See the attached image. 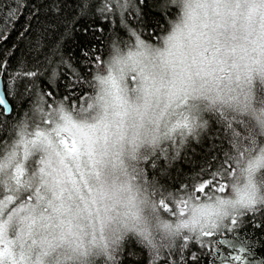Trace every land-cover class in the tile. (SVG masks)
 Returning <instances> with one entry per match:
<instances>
[{"label": "clouds", "instance_id": "obj_1", "mask_svg": "<svg viewBox=\"0 0 264 264\" xmlns=\"http://www.w3.org/2000/svg\"><path fill=\"white\" fill-rule=\"evenodd\" d=\"M157 10L155 39L125 26L107 42L79 106L37 99L11 126L0 145V264H119L129 239L162 255L264 204V0H158ZM208 116L227 141L215 172L225 191L162 192L145 157L198 141ZM73 139L79 158L61 144ZM161 201L174 211L186 202L185 214Z\"/></svg>", "mask_w": 264, "mask_h": 264}, {"label": "trees", "instance_id": "obj_2", "mask_svg": "<svg viewBox=\"0 0 264 264\" xmlns=\"http://www.w3.org/2000/svg\"><path fill=\"white\" fill-rule=\"evenodd\" d=\"M157 2L136 0L130 9L124 0H0V77L10 105L8 115L0 109V145L9 143L11 126L30 113L37 99L45 106L58 100L81 104L107 42L115 34L125 37V26L143 29L155 39L165 20ZM29 72L37 75L29 77ZM207 118V131L198 141L166 144L145 157L146 175L162 192L183 193L210 178L223 162L225 134L214 118ZM238 219L235 231L203 243L192 236L186 247L180 240L162 255L129 239L119 264H193V257L194 264H264V210Z\"/></svg>", "mask_w": 264, "mask_h": 264}, {"label": "snow or ice", "instance_id": "obj_3", "mask_svg": "<svg viewBox=\"0 0 264 264\" xmlns=\"http://www.w3.org/2000/svg\"><path fill=\"white\" fill-rule=\"evenodd\" d=\"M102 58H98V63L101 61ZM27 76L29 77H34L37 75L35 72H29L26 73ZM3 102L0 101V104ZM79 106V105H76ZM51 107V105H49ZM36 135L39 136L41 133L39 131L36 132ZM61 144L64 146L65 151L68 153L69 157L76 156L79 158L80 155V146L77 144V142L73 139L71 143L67 140H61ZM226 189V185L220 180L218 173H212L211 177L208 179H205L203 182H200L197 187L194 188V191L199 193V194H204L207 191H218V192H224ZM5 200H8L11 202L13 199L10 195H5L4 196ZM3 201H0L2 203ZM162 209L165 213L171 212L173 215H184V209L187 207L186 202L178 201L176 204V209L175 211L173 210L172 207H170L167 204H164L163 201H161ZM251 212H255L258 209L264 210V204L262 205H256L255 202H253L252 205H250ZM240 226V220L236 217L231 218L230 220H226L223 224L221 225H213V230L212 231H201L199 235L195 236V239L198 242L203 243L204 238H211L214 235L224 232V231H235L238 227ZM192 237H185L184 240V247L187 246L188 241ZM4 255V252H0V257ZM193 264L195 260L197 259L196 257H193ZM235 260L239 261L241 258L239 256L234 258ZM162 264H167V261H163Z\"/></svg>", "mask_w": 264, "mask_h": 264}, {"label": "water", "instance_id": "obj_4", "mask_svg": "<svg viewBox=\"0 0 264 264\" xmlns=\"http://www.w3.org/2000/svg\"><path fill=\"white\" fill-rule=\"evenodd\" d=\"M0 101L3 102L2 104H0V109L3 110L5 115H8L10 113V105L8 103V100L4 92L3 81L1 77H0Z\"/></svg>", "mask_w": 264, "mask_h": 264}]
</instances>
